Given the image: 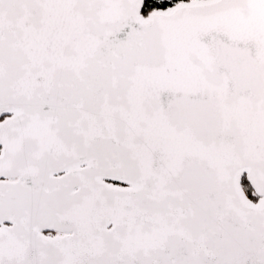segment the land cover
Wrapping results in <instances>:
<instances>
[{"label": "snow or ice", "instance_id": "obj_1", "mask_svg": "<svg viewBox=\"0 0 264 264\" xmlns=\"http://www.w3.org/2000/svg\"><path fill=\"white\" fill-rule=\"evenodd\" d=\"M0 264H264V0H0Z\"/></svg>", "mask_w": 264, "mask_h": 264}]
</instances>
